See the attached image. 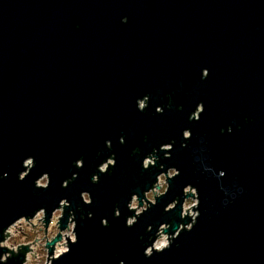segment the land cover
<instances>
[{
	"label": "water",
	"instance_id": "water-1",
	"mask_svg": "<svg viewBox=\"0 0 264 264\" xmlns=\"http://www.w3.org/2000/svg\"><path fill=\"white\" fill-rule=\"evenodd\" d=\"M63 201L49 264H264V0H0V264Z\"/></svg>",
	"mask_w": 264,
	"mask_h": 264
},
{
	"label": "built area",
	"instance_id": "built-area-1",
	"mask_svg": "<svg viewBox=\"0 0 264 264\" xmlns=\"http://www.w3.org/2000/svg\"><path fill=\"white\" fill-rule=\"evenodd\" d=\"M28 163L29 162H27V164ZM159 182H160V180H159ZM159 182H158V184H159ZM155 188H157V186H155ZM63 204H67L66 201H63L61 203L62 206H60V208L54 212L53 217L50 221V224L47 228V232H48L49 227L52 224H54V225H56L58 230H57L56 234L53 235L52 237H47L48 241L46 239L45 246H47L48 242H50L60 232V228H59L60 224H57V223L60 221V218L63 216V213H64V210H63L64 205ZM184 213L187 214L185 209H184ZM44 217H45V214H44V211L42 210V211L38 212L34 218H32L30 220L21 219V220L17 221L15 224H13L11 227H9L7 230V233L10 234L11 236L6 237L5 241L2 242L3 246L7 247L9 250H14V253H17L18 247L23 246V245H28L30 247V249L32 250V251L30 250L27 253L26 261L24 264H34L35 262H40V260L42 258V256L35 250L34 246L36 245V243H34V241H28L27 240L28 239L27 234H30V233L33 234V233H35V231H39L40 229H46L44 226V225H46V223L43 222ZM29 221L31 223H33V225H36V226L33 227V225ZM27 227H30L32 230H27ZM36 227L38 228L37 230L35 229ZM70 228L74 231V222H70L69 229ZM42 231L45 232V230H42ZM69 231L70 230H68V228H67L66 230L61 232L62 233V240L55 245L54 257H57L60 254H62L63 252H65L66 250H68L64 247V245L60 246V244H65V245L67 244L66 247H68V241H67L66 237H69V240H75V232H73L74 237H72L69 235V233H68ZM64 239L66 240V243H64ZM20 248L21 247H19V249ZM44 249H46V262L44 264H47V263L49 264L51 262V259L53 258V255H50V260L48 262L49 250L47 247H45ZM10 255H11V253L6 254L4 256V259H6V256H10Z\"/></svg>",
	"mask_w": 264,
	"mask_h": 264
},
{
	"label": "rangeland",
	"instance_id": "rangeland-1",
	"mask_svg": "<svg viewBox=\"0 0 264 264\" xmlns=\"http://www.w3.org/2000/svg\"><path fill=\"white\" fill-rule=\"evenodd\" d=\"M145 104H144V101H143L141 105L144 106ZM166 147H170V146H166ZM112 162H113V159H110L108 161V163H112ZM108 163H105L101 168L103 170H106V168L108 166ZM149 163H154V160L153 159H148L146 161V164H149ZM174 174H175V170H173V169L168 172V176H173ZM38 185H47V177L42 178L40 180V182H38ZM159 187L160 188H155V189H153L151 192H149L147 194L148 201L149 200L150 201H155V196L160 195V194H162V193L165 192V190L167 188V182H166V176L165 175H162L160 177ZM187 191L196 195L195 190L192 189V188H188ZM85 199L89 201V198H88L87 195H85ZM197 204H198L197 199L196 198L194 199V197H190V198H188L186 200V203H185V206H184V209H185L186 212H187V210L190 209L189 210V214L193 218L198 214V211H196L194 213L192 207L195 206V205H197ZM148 206H149V203H148ZM131 207L134 208V209H136V212L137 213H140L141 211H143V209L147 208V202H146V200H144L143 209H142V206L139 207V202H138L137 197H136L135 199L132 200ZM133 220H135V218H131L130 219V222H132ZM35 229L37 230L38 228L36 227ZM27 230H32V229L30 227H27ZM57 230L58 229H57L56 225L52 224L49 227V231L47 232V237H52L53 235H55L56 232H57ZM69 230H70L68 232L69 235L72 236V237H74L73 230L71 228ZM162 232H163V230L161 231V234L158 237L157 242L155 243V246L154 247L156 249H161V248H163L165 246H168L170 244L168 237L171 238V235L164 234ZM45 237H46V234L42 230L35 231V233H33V234H31V233L30 234H27V238H28L27 240L28 241H35L36 238L37 239H40V240H38V242H35L36 243V246H34V247H35V250L42 256V258H41L40 262H35L34 264H44L46 262V249H44V248H45V243H46V239L47 238H45ZM42 238H44V239H42ZM64 243H66V240L65 239H64ZM165 243H166V245L165 246H162ZM65 246H67V244ZM65 248L68 249L67 247H65ZM149 251L151 252V250H149Z\"/></svg>",
	"mask_w": 264,
	"mask_h": 264
},
{
	"label": "flooded vegetation",
	"instance_id": "flooded-vegetation-1",
	"mask_svg": "<svg viewBox=\"0 0 264 264\" xmlns=\"http://www.w3.org/2000/svg\"><path fill=\"white\" fill-rule=\"evenodd\" d=\"M147 100V98H144L143 100H140V105L142 104L143 101ZM143 107V106H142ZM113 163V162H112ZM108 167V166H107ZM107 169V168H106Z\"/></svg>",
	"mask_w": 264,
	"mask_h": 264
},
{
	"label": "bare ground",
	"instance_id": "bare-ground-1",
	"mask_svg": "<svg viewBox=\"0 0 264 264\" xmlns=\"http://www.w3.org/2000/svg\"><path fill=\"white\" fill-rule=\"evenodd\" d=\"M165 245H166V243H165V244H163L162 246H165ZM162 246H161V247H162Z\"/></svg>",
	"mask_w": 264,
	"mask_h": 264
}]
</instances>
